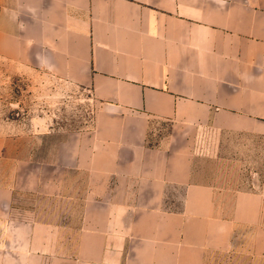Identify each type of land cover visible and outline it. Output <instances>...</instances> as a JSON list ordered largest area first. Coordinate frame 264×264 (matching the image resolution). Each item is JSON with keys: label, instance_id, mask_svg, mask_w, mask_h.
I'll list each match as a JSON object with an SVG mask.
<instances>
[{"label": "crops", "instance_id": "crops-1", "mask_svg": "<svg viewBox=\"0 0 264 264\" xmlns=\"http://www.w3.org/2000/svg\"><path fill=\"white\" fill-rule=\"evenodd\" d=\"M0 58L101 104L47 159L40 135L0 137V264L57 257L73 232L39 198L80 202L73 264L264 263V169L235 190L193 168L202 135L264 141V0H0ZM155 121L171 131L153 143Z\"/></svg>", "mask_w": 264, "mask_h": 264}, {"label": "rangeland", "instance_id": "rangeland-1", "mask_svg": "<svg viewBox=\"0 0 264 264\" xmlns=\"http://www.w3.org/2000/svg\"><path fill=\"white\" fill-rule=\"evenodd\" d=\"M100 107L101 104L87 90L58 80L45 70H17L0 58V137L13 139L15 143L18 140L16 146L21 145L19 142L23 138L27 140L33 135H40L35 145L41 147V155L47 159L70 135L91 131ZM170 131V122L155 121L150 142L164 139ZM31 144L25 142L27 147ZM28 151L25 153L28 154ZM193 165L196 183L235 190H257L264 169V141L232 135H202L194 145ZM19 201L32 204L29 198ZM38 204L42 219H54L62 224L72 222L73 232L70 234L66 229L68 227L64 226L58 231L57 257L23 259L24 264H73L80 202L63 199L53 202L39 198ZM70 236L72 240L68 242ZM209 260V264H229L228 259L220 255L211 256ZM231 264H251V259L237 255Z\"/></svg>", "mask_w": 264, "mask_h": 264}]
</instances>
